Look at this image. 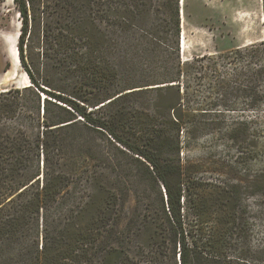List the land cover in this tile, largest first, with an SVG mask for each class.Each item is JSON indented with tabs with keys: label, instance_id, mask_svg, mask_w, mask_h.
I'll return each instance as SVG.
<instances>
[{
	"label": "trees",
	"instance_id": "16d2710c",
	"mask_svg": "<svg viewBox=\"0 0 264 264\" xmlns=\"http://www.w3.org/2000/svg\"><path fill=\"white\" fill-rule=\"evenodd\" d=\"M12 1L28 84L0 89V264H256L239 178L180 154L253 156L264 117L220 107L264 106V36L184 60L180 0Z\"/></svg>",
	"mask_w": 264,
	"mask_h": 264
},
{
	"label": "rangeland",
	"instance_id": "374dc122",
	"mask_svg": "<svg viewBox=\"0 0 264 264\" xmlns=\"http://www.w3.org/2000/svg\"><path fill=\"white\" fill-rule=\"evenodd\" d=\"M263 0H184L181 16V55L190 60L216 54L238 45L260 41L264 36ZM20 18L12 0H0V89L28 84L17 52ZM180 38V45H181ZM205 108L194 104L193 108ZM219 108V107H217ZM225 123L264 117V106L250 110L243 103H230ZM259 137L253 156L232 163L237 154L226 141L205 136L187 144L180 154L187 174L209 180L240 183V209L246 218L247 243L244 253L256 264H264V128L257 125ZM254 129V128H253ZM250 132L252 130L250 129ZM245 178V179H244Z\"/></svg>",
	"mask_w": 264,
	"mask_h": 264
},
{
	"label": "bare ground",
	"instance_id": "6f19581e",
	"mask_svg": "<svg viewBox=\"0 0 264 264\" xmlns=\"http://www.w3.org/2000/svg\"><path fill=\"white\" fill-rule=\"evenodd\" d=\"M183 2H184V0H180V4H183ZM181 48H183V37L181 38ZM16 53L17 52H15V56H16ZM17 57L18 56H16V61H17Z\"/></svg>",
	"mask_w": 264,
	"mask_h": 264
},
{
	"label": "water",
	"instance_id": "95a60500",
	"mask_svg": "<svg viewBox=\"0 0 264 264\" xmlns=\"http://www.w3.org/2000/svg\"><path fill=\"white\" fill-rule=\"evenodd\" d=\"M180 5L182 6L183 4H180ZM180 13H181V16H182V15H183V11L181 10V12H180Z\"/></svg>",
	"mask_w": 264,
	"mask_h": 264
}]
</instances>
